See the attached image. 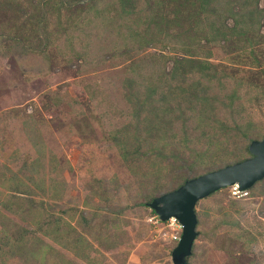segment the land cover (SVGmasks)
<instances>
[{"label": "rangeland", "instance_id": "obj_1", "mask_svg": "<svg viewBox=\"0 0 264 264\" xmlns=\"http://www.w3.org/2000/svg\"><path fill=\"white\" fill-rule=\"evenodd\" d=\"M263 132L264 0H0V264H172L148 203ZM194 212L188 264H264V177Z\"/></svg>", "mask_w": 264, "mask_h": 264}, {"label": "water", "instance_id": "obj_2", "mask_svg": "<svg viewBox=\"0 0 264 264\" xmlns=\"http://www.w3.org/2000/svg\"><path fill=\"white\" fill-rule=\"evenodd\" d=\"M250 157L185 179L176 188L151 199L148 206L164 221L174 217L181 231L170 251L172 264H188L193 241L197 235L194 205L212 192L236 184L239 190L249 188L264 177V132L247 144Z\"/></svg>", "mask_w": 264, "mask_h": 264}, {"label": "built area", "instance_id": "obj_3", "mask_svg": "<svg viewBox=\"0 0 264 264\" xmlns=\"http://www.w3.org/2000/svg\"><path fill=\"white\" fill-rule=\"evenodd\" d=\"M231 188V193L232 194H236L237 192H239V189L237 187L236 184H232L230 185ZM149 221L154 225V226H158V225H163L165 226V228H167V230L170 231L169 235L171 237L172 240L177 241L178 237L180 235V231H181V227L180 224L177 222V220L174 217H168L166 220L161 221L157 215L155 213H153L151 215V217L149 218Z\"/></svg>", "mask_w": 264, "mask_h": 264}, {"label": "trees", "instance_id": "obj_4", "mask_svg": "<svg viewBox=\"0 0 264 264\" xmlns=\"http://www.w3.org/2000/svg\"><path fill=\"white\" fill-rule=\"evenodd\" d=\"M4 208H6L7 206L3 205ZM153 211V210H152ZM154 213V212H153ZM2 217H6L4 214H1ZM0 227H2V221L0 220ZM22 232H26L25 229H22ZM43 233V232H42ZM44 234V233H43ZM35 241L39 242V243H43L42 240H40L39 238H35ZM42 241V242H41ZM44 247H48V245H46L45 243H43Z\"/></svg>", "mask_w": 264, "mask_h": 264}]
</instances>
